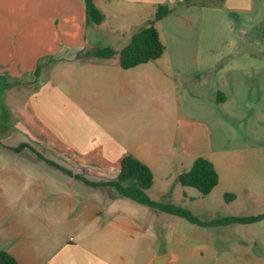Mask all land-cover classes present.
Segmentation results:
<instances>
[{"label":"crops","instance_id":"obj_1","mask_svg":"<svg viewBox=\"0 0 264 264\" xmlns=\"http://www.w3.org/2000/svg\"><path fill=\"white\" fill-rule=\"evenodd\" d=\"M180 1L95 0L106 20L112 8L138 9L122 14L137 15L142 24L107 32L106 21L87 26L85 0H0V80L13 101L0 127V251L19 264H128L115 252L116 240L122 250L137 242L140 255L133 258L142 264L181 259L178 251L151 249L160 231L183 225L180 217L107 186L119 179L128 155L156 174L150 162L162 144L149 143L150 125L139 127L135 139L127 101L121 108L127 120L118 121L117 94L127 97L139 84L133 70L168 93L157 110L165 118L173 110L176 119L172 152L180 160L179 178L203 157L220 175L217 191L251 161L264 160V0H196L178 7L158 23L164 56L134 69H123L117 58H78L103 47L122 50L159 4ZM88 69L94 77L80 75ZM238 186L248 198L247 183ZM153 188L150 197L166 201L169 196L157 199ZM183 199L198 198L188 193ZM230 251L216 250L215 257ZM243 256L247 262L240 264H264V251Z\"/></svg>","mask_w":264,"mask_h":264},{"label":"rangeland","instance_id":"obj_2","mask_svg":"<svg viewBox=\"0 0 264 264\" xmlns=\"http://www.w3.org/2000/svg\"><path fill=\"white\" fill-rule=\"evenodd\" d=\"M110 12H108V19L103 25L104 31L109 32L113 28L126 29L142 24L137 15L122 14V12L137 13V8L124 5L122 8H112ZM139 71L133 70L131 72L136 78V82L139 83L135 86L134 93L122 98L118 95L119 93L117 94L120 108L118 110L119 124L122 121L125 122L128 117L130 125H133L135 139L142 135L139 127L150 125V130H148L150 133L149 143L151 141L156 143L157 141L162 144L158 154L156 156L152 155L153 161L150 162L156 173L154 175L156 187L153 188V194L155 193L158 199L159 196L166 193L165 196L169 197L162 204L176 205L188 210L202 223L196 224L189 219L180 217L183 225L178 226V229L174 226H167L166 231H160L158 237L152 239L151 249L164 248L163 250L169 252L178 251L181 259L174 261L172 264H232V262L240 264L241 262H247V258L243 256L245 252H248V255L254 259L259 251H264V220L252 222L248 219L264 214V160H260L261 163L258 160L251 161L249 163L250 169L245 167V169L240 170V176L234 177L233 183L221 186L219 190L208 196H204L196 188H182L183 186L181 187L179 182L180 160L176 157L175 151L172 152L175 136L173 128L176 127V119L173 110L166 118L162 117L157 110L159 103H164L165 100L169 99L168 93L159 89L158 81L153 80L149 75H138ZM80 75L94 77V70L88 69ZM87 83L91 85L90 82ZM105 86L109 87L108 84L104 83L103 87ZM7 88V82L0 80V127L3 123L7 125L9 119L6 118L4 121L2 117L8 112L9 105L13 104V101L11 103V99H8L5 94ZM91 92L94 93V90ZM123 101H127L132 107L131 110L128 109L127 117L121 109L126 104ZM148 113L150 115H147ZM0 133H3V130H0ZM148 149L153 152L156 150V146H151ZM159 155L161 157L160 161H158ZM168 165H171L170 168H168ZM240 180H244L252 191L247 196L248 198L243 194L245 192L244 187L240 188L238 186ZM234 186L235 191L233 190ZM240 191L243 193L240 194ZM187 192L198 199L189 200L187 203L183 202V198L188 195ZM148 194L151 196L150 192ZM229 196H234V198ZM235 196L240 199L235 200ZM171 217H174V215ZM231 217L244 220L238 221ZM212 220H221V223H214ZM171 235H179L180 240H173L174 237H171ZM116 241L118 247L115 252L125 254L128 264H142L136 258L140 255L137 242L132 246H128L129 243L126 244L122 250L121 242ZM224 248L231 250V254L225 256V258L217 259L215 257L216 250L223 252ZM190 250L194 251L193 257L186 256V253ZM133 253L136 256L135 258H133Z\"/></svg>","mask_w":264,"mask_h":264},{"label":"trees","instance_id":"obj_3","mask_svg":"<svg viewBox=\"0 0 264 264\" xmlns=\"http://www.w3.org/2000/svg\"><path fill=\"white\" fill-rule=\"evenodd\" d=\"M196 0H184L177 3L159 4L154 15L145 28L136 33L132 41L122 50L113 47H103L94 51L81 53L80 60L97 63L102 60L119 59L123 69H134L142 65L160 60L165 52L166 45L162 39L158 23L170 16L182 5H195ZM87 26L102 25L106 21L105 14L97 7L95 0H85ZM41 70L36 76L39 78ZM220 101L223 98H218ZM28 146V145H26ZM25 147V146H23ZM184 187L196 188L204 196L210 195L220 183V175L213 162L200 157L190 170L185 171L179 178ZM154 173L149 166L138 158L128 155L122 162V171L119 179L107 184L115 188L121 196L135 200L143 205L150 206L169 214L189 219L196 224H202L193 213L176 205H164L153 200L148 192L154 187ZM234 198V196H229ZM243 221L244 219H235ZM252 222L264 220V214L248 219ZM0 264H19L17 259L6 251H0Z\"/></svg>","mask_w":264,"mask_h":264},{"label":"water","instance_id":"obj_4","mask_svg":"<svg viewBox=\"0 0 264 264\" xmlns=\"http://www.w3.org/2000/svg\"><path fill=\"white\" fill-rule=\"evenodd\" d=\"M170 257H164V258H161V259H158L155 264H166L167 261L169 260Z\"/></svg>","mask_w":264,"mask_h":264}]
</instances>
